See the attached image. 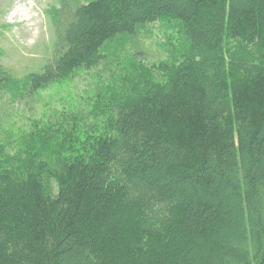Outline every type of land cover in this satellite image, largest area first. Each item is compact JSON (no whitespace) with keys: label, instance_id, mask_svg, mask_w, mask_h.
Instances as JSON below:
<instances>
[{"label":"trees","instance_id":"16d2710c","mask_svg":"<svg viewBox=\"0 0 264 264\" xmlns=\"http://www.w3.org/2000/svg\"><path fill=\"white\" fill-rule=\"evenodd\" d=\"M57 1L51 56L0 61V94L105 67L85 111L0 140V264H264V0Z\"/></svg>","mask_w":264,"mask_h":264},{"label":"rangeland","instance_id":"374dc122","mask_svg":"<svg viewBox=\"0 0 264 264\" xmlns=\"http://www.w3.org/2000/svg\"><path fill=\"white\" fill-rule=\"evenodd\" d=\"M58 5L57 0H0V61L17 77L39 70L51 56L54 30L45 13L49 5ZM138 37V50L149 61L165 57L163 32L159 22L149 25ZM92 69L82 73L71 83L55 85L32 98L13 102L9 95L0 94V140L14 144L22 131L28 129L31 117H45L51 109L70 106L78 102V108L85 111L88 90L94 86ZM106 78V74L102 76ZM65 103V104H61Z\"/></svg>","mask_w":264,"mask_h":264}]
</instances>
